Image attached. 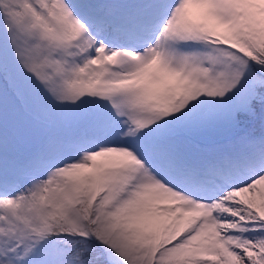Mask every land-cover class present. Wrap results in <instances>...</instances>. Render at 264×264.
Here are the masks:
<instances>
[{"label":"snow or ice","instance_id":"6c2138e0","mask_svg":"<svg viewBox=\"0 0 264 264\" xmlns=\"http://www.w3.org/2000/svg\"><path fill=\"white\" fill-rule=\"evenodd\" d=\"M0 264H264V0H0Z\"/></svg>","mask_w":264,"mask_h":264}]
</instances>
